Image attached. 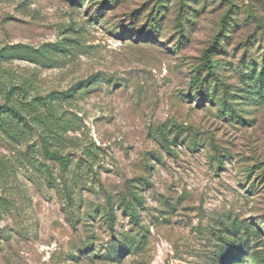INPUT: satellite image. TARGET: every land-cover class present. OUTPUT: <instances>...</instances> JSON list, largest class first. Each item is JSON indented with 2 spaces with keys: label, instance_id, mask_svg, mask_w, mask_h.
Returning <instances> with one entry per match:
<instances>
[{
  "label": "rangeland",
  "instance_id": "1",
  "mask_svg": "<svg viewBox=\"0 0 264 264\" xmlns=\"http://www.w3.org/2000/svg\"><path fill=\"white\" fill-rule=\"evenodd\" d=\"M261 72L264 0H0V264H264Z\"/></svg>",
  "mask_w": 264,
  "mask_h": 264
},
{
  "label": "trees",
  "instance_id": "2",
  "mask_svg": "<svg viewBox=\"0 0 264 264\" xmlns=\"http://www.w3.org/2000/svg\"><path fill=\"white\" fill-rule=\"evenodd\" d=\"M148 38L151 39V37L149 36ZM215 43H218V41H216ZM211 48H209L207 51H206V54H205V58H204V61L202 62L200 68H199V73L198 75L196 76V78L192 81L193 84L195 85H199L201 84V79L202 78V75H203V69L206 67L207 69H209V71H212L214 69V61L212 59V50L213 48L215 47V45L213 46H210ZM244 75V74H243ZM260 79H261V82L264 83V72H261L260 73ZM235 91H238L237 89H235ZM240 92V91H238ZM210 98V97H209ZM243 97H239V93H234L232 94L231 93V87L230 85H227L226 83L224 84V95L223 97L221 98V101H222V105L221 107L223 108L222 109V113L227 117V116H230V118L232 119H236L238 120L239 118H241V115L239 114L240 111L241 112H244L246 111L245 107H241V103L243 102L242 101ZM9 111L11 112L12 115H15L16 117L19 115V111L17 108H13L12 110L9 109ZM0 112H2V110H0ZM249 112V111H248ZM109 226L111 229L114 230V226H115V219L113 217V215L109 218ZM243 242H245V245L247 244L248 242V239H244ZM244 244V243H243ZM244 252H246L244 250ZM237 260H243L244 259V254L242 253H238L237 255ZM247 260H245L246 262ZM252 261V259L250 260Z\"/></svg>",
  "mask_w": 264,
  "mask_h": 264
}]
</instances>
